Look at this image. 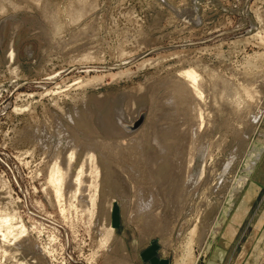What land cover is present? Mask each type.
Here are the masks:
<instances>
[{"label": "rangeland", "instance_id": "374dc122", "mask_svg": "<svg viewBox=\"0 0 264 264\" xmlns=\"http://www.w3.org/2000/svg\"><path fill=\"white\" fill-rule=\"evenodd\" d=\"M186 71L197 106L164 105L179 83L193 91ZM135 138L149 182L84 142ZM74 139L72 174L89 154L96 168L58 203L47 175ZM6 216L0 264H264V0H0Z\"/></svg>", "mask_w": 264, "mask_h": 264}, {"label": "bare ground", "instance_id": "6f19581e", "mask_svg": "<svg viewBox=\"0 0 264 264\" xmlns=\"http://www.w3.org/2000/svg\"><path fill=\"white\" fill-rule=\"evenodd\" d=\"M184 75H185L186 79H188L192 83V85H193V91L191 92L190 89H189V87H187V85H185L183 83L182 84L179 83V84H177L176 91L174 92V95L171 94L170 96H167L166 101H165V98L166 97L164 98V102L166 103L165 104L163 102L164 105L167 106V103H171V106H174V107H177V106L182 107L184 105V106H187V108L189 106L191 109H193L194 107L197 106V104H196V97L200 98L201 97V93L199 92V90L197 89V87H196L195 84L197 83V79H198L199 76L195 72H193V71H186V73ZM173 115H175V114H173ZM165 116H167V115H165ZM168 116H170V115L168 114ZM161 117L162 116H158L157 118H161ZM174 118L175 117H173V119ZM157 120H155V121L158 122L159 120L158 121ZM172 123H176V121L175 122H172ZM154 125H155V123H154ZM158 126H160V125L158 124ZM158 126H156L154 128L155 130L152 131L151 141L153 142L154 145H156L157 149L160 152H162V151L165 150V145L163 144L164 142L162 141V139H161V137L159 135L158 129L156 130V128ZM174 126H176V125H174ZM128 127L129 126H126V129H129ZM171 127H173V126H171ZM176 130H174L173 132H176ZM73 133H76V132L74 131ZM176 133H178V132H176ZM76 134H78V133H76ZM195 135H196V133H195ZM77 137H78V135L76 136V138ZM140 139L139 138L131 139V140H129V142H126V144L125 143H113V144L103 143V142H98V141L93 140V139H91V140H85L84 142H85V148L86 149H89V148H92L93 149L94 147H95V149H100L99 152L101 153L102 156H105L108 159H110V160H112V161L120 164L122 166L123 170H124V173H126L128 176L133 177L134 179H137V177L140 178V176L135 177L136 175H138L137 173H139V175L140 174H143L142 175L143 179L144 180L147 179L148 181L147 180L146 181L149 182L150 181V177H149V175H147L148 173L147 174L140 173L141 172V169L139 168V166H142L143 165L142 162H140L142 160V158L140 157L141 151H142V149H141V146L142 145L141 144H140L141 146L140 145H134V143H136V142L139 143L140 142ZM82 141H75V139H74V141L73 140L71 141L72 142L71 144L67 142V144L68 145L70 144V146H71V147H67V148H70L69 149L70 151L68 153L69 155L66 156L67 158L66 157H63V159L57 158L52 163V166L49 169V172H48V175H47V181L52 186L53 191H54V194H55V197H56L58 203H61L60 201L63 200V199H65V198H63V196H64V190H65L64 189V186L67 185V184L69 185L68 187H70L71 184L73 185L75 183L74 184L75 190L73 191L74 196H73V194H71L72 192L69 191V193L72 195L71 197L72 198L74 197L73 200H75L76 195H78L77 193L82 190V186H83L84 179H85L83 177H84V172L86 170L87 164H89V165L90 164H93L94 167H95V163H94L95 162V158H94L93 155H90L89 154V155H86L85 156V161L79 166L77 173L72 174L71 169H72V167H74L73 166L74 163H76V153H77V150L81 147L80 144H84V143H82ZM92 149H89V151L92 150ZM56 157H58V155ZM154 165H156V164H154ZM94 175L96 177L95 178L96 180H95L94 183H100L99 182L100 174L98 172V169H94ZM121 175L122 174H120V175L119 174H114V177L117 180H119V182H123V184H124V182H125L124 181V175L123 176H121ZM139 178H138V180H139ZM101 183H102V181H101ZM146 184H148V183H146ZM72 185H71V187H72ZM94 187H95V190L97 191L98 184H96ZM134 191H135V189H134ZM138 191L140 193H138L139 196L137 197V204L134 205L135 208H136V211H137L136 214H138V213L139 214L140 213L141 214L142 213H146L147 214L148 213V215L145 214L146 215V218L144 217L143 220L144 219L145 220L143 222H141V223L144 224V230H148V231L152 232V231H154L153 230V226L156 225L157 224V221H158V215L157 214H153V212L152 213L149 212L150 210L151 211L153 210L152 207L155 204V197H154L153 189L150 190V193L148 192V195H147V193L144 192L145 190L143 189V186H141ZM138 191H136V192H138ZM79 195H80V193H79ZM78 196L76 197V199L78 198ZM134 199H135V197H134ZM67 202H69V201H67ZM75 202H77V201H75ZM92 204L94 205L93 202H92ZM10 221H11V219L8 216L2 218L1 221H0V223H1V226H0V232H1L0 233V236H1V238L3 240H8L10 238L12 239V237L15 240V238H16L15 236H13L12 229L9 226L10 225L9 224ZM4 227H6L5 230H3ZM165 229L168 230L167 227H165ZM195 230H193L191 232L192 237L195 235V233H197V232H194ZM110 233H111V230H110L109 234ZM14 240H12V241H14ZM192 250H193V248H191V246H190V251H189L190 254H191V251ZM210 264H213V263H210Z\"/></svg>", "mask_w": 264, "mask_h": 264}, {"label": "water", "instance_id": "95a60500", "mask_svg": "<svg viewBox=\"0 0 264 264\" xmlns=\"http://www.w3.org/2000/svg\"><path fill=\"white\" fill-rule=\"evenodd\" d=\"M141 122H142L141 120H139L138 122H136L133 128L134 129H137L141 125Z\"/></svg>", "mask_w": 264, "mask_h": 264}]
</instances>
